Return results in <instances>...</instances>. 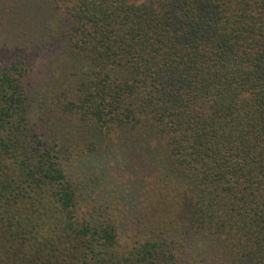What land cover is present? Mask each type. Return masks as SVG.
Instances as JSON below:
<instances>
[{
  "label": "trees",
  "instance_id": "trees-1",
  "mask_svg": "<svg viewBox=\"0 0 264 264\" xmlns=\"http://www.w3.org/2000/svg\"><path fill=\"white\" fill-rule=\"evenodd\" d=\"M0 264H264V0H0Z\"/></svg>",
  "mask_w": 264,
  "mask_h": 264
},
{
  "label": "rangeland",
  "instance_id": "rangeland-1",
  "mask_svg": "<svg viewBox=\"0 0 264 264\" xmlns=\"http://www.w3.org/2000/svg\"><path fill=\"white\" fill-rule=\"evenodd\" d=\"M107 165V164H106ZM111 165V163H108V166ZM84 169V167H83ZM111 174L108 175L105 179L106 181L103 184V188L106 189V194L109 196H113V194L117 193H122L125 194L127 191V196L125 199H122L127 207L128 214L131 213V211L137 212V209L140 205L139 202V197H140V192L138 190H133L132 188L128 187L129 181L124 182V177L122 172L120 171L117 173V168L111 169Z\"/></svg>",
  "mask_w": 264,
  "mask_h": 264
}]
</instances>
